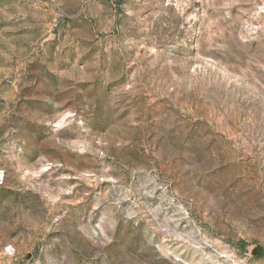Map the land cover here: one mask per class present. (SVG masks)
I'll use <instances>...</instances> for the list:
<instances>
[{
  "label": "rangeland",
  "instance_id": "rangeland-1",
  "mask_svg": "<svg viewBox=\"0 0 264 264\" xmlns=\"http://www.w3.org/2000/svg\"><path fill=\"white\" fill-rule=\"evenodd\" d=\"M0 264H264V0H0Z\"/></svg>",
  "mask_w": 264,
  "mask_h": 264
}]
</instances>
